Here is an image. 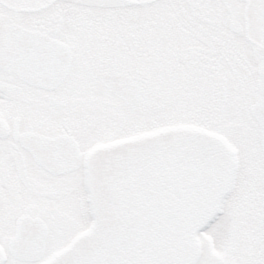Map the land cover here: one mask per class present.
Returning a JSON list of instances; mask_svg holds the SVG:
<instances>
[{
    "label": "snow or ice",
    "instance_id": "6c2138e0",
    "mask_svg": "<svg viewBox=\"0 0 264 264\" xmlns=\"http://www.w3.org/2000/svg\"><path fill=\"white\" fill-rule=\"evenodd\" d=\"M0 264H264V0H0Z\"/></svg>",
    "mask_w": 264,
    "mask_h": 264
}]
</instances>
